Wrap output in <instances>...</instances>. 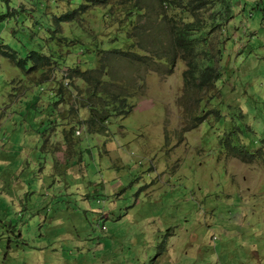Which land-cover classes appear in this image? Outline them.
<instances>
[{"label": "rangeland", "instance_id": "1", "mask_svg": "<svg viewBox=\"0 0 264 264\" xmlns=\"http://www.w3.org/2000/svg\"><path fill=\"white\" fill-rule=\"evenodd\" d=\"M0 44V264H264V0H0Z\"/></svg>", "mask_w": 264, "mask_h": 264}, {"label": "trees", "instance_id": "2", "mask_svg": "<svg viewBox=\"0 0 264 264\" xmlns=\"http://www.w3.org/2000/svg\"><path fill=\"white\" fill-rule=\"evenodd\" d=\"M69 1V0H67ZM70 1H76L79 2L80 5L83 3V1L87 2V3H101L105 0H70ZM166 0H163V2H165ZM135 10L134 15H128L127 20L128 23H132L133 22V18L138 17L141 13V10L137 7L133 8ZM133 9H129L130 11ZM76 14H80V10H72V11H67L64 14H61L59 17H55L56 19L54 20V25L62 23V22H67V21H72L74 20V17L76 16ZM159 14L163 15V12H159ZM182 19V17H181ZM127 26H125L124 28H127ZM202 27H200V25H196L192 22H183V25L179 26L176 24H172L170 26V31H171V35H172V40H173V48L176 49L179 48L183 54L187 55V59H188V69L185 71L184 73V82L188 85H190L192 82L194 81H198L197 82V86L200 87H208L211 84H214V81L218 78L219 73L215 72V69L210 67L209 65H207V60L208 58L205 60L203 59V61L201 62L202 65H199L198 63H196L194 60L192 61V59L194 58L193 55H195V51H196V45L195 42L196 40L200 39L199 35H202L201 32L203 31V29H201ZM203 36V35H202ZM50 38H53L52 35L50 36ZM125 40H127L124 37ZM50 49V48H49ZM116 50L115 48H108L106 49V51L109 50ZM9 48L4 45V44H0V53H2L3 55H6L7 57L14 59L15 57V53L14 52H10ZM52 51V49H51ZM99 50L98 52H96L94 50V53L97 55L98 53H100ZM204 52V51H202ZM206 53V51H205ZM136 56V55H135ZM33 60H34V67L38 66L39 64H43L47 61H51V62H56V58L54 57V53L50 52L46 57L45 56H41L39 53H37L36 51H32L30 53V56ZM189 57L191 58V60L189 61ZM108 61V60H107ZM17 63L19 65H22L24 63V60H19L17 61ZM72 70H74V75H76L77 73L81 74V77H83V79L87 80V81H91L89 79V77H84V74L82 72H79L77 69L72 68ZM78 76V74H77ZM101 76L100 73L98 71H96V73L90 77L93 80L91 82L94 83L95 86H99L100 85V80L99 77ZM100 93H97V98L100 100V104L102 105V109H108V107L111 108V111L113 113H115L116 115H121L122 112L126 111L129 112L131 110V106L128 107V109L126 110V97L125 95L122 94H118L116 92V94H114L113 96L111 94H109L108 92H102L103 96H101V91H98ZM92 95H95L94 92H91ZM93 109V108H92ZM108 115V114H107ZM107 115L105 113H102L101 116L99 117L100 121H104L107 117ZM97 117V113L95 115ZM94 120L95 118L92 117ZM93 120V122H94Z\"/></svg>", "mask_w": 264, "mask_h": 264}]
</instances>
